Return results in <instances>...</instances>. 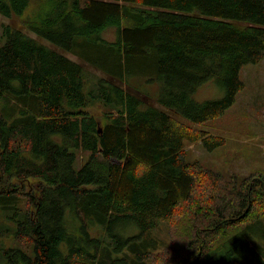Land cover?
<instances>
[{
  "label": "trees",
  "instance_id": "obj_1",
  "mask_svg": "<svg viewBox=\"0 0 264 264\" xmlns=\"http://www.w3.org/2000/svg\"><path fill=\"white\" fill-rule=\"evenodd\" d=\"M0 14L53 45L2 27L0 238L19 245L2 264H264V173L188 161L186 145L226 140L170 115L203 124L235 103L241 69L264 60V0H0ZM85 66L102 74L88 91ZM213 79L223 97L196 101Z\"/></svg>",
  "mask_w": 264,
  "mask_h": 264
},
{
  "label": "rangeland",
  "instance_id": "obj_2",
  "mask_svg": "<svg viewBox=\"0 0 264 264\" xmlns=\"http://www.w3.org/2000/svg\"><path fill=\"white\" fill-rule=\"evenodd\" d=\"M3 26H11L23 30L24 33L40 43L46 46H53L50 42L39 38L36 34L23 29L20 19L17 17L8 18L0 14V36L2 35ZM111 32H106L104 38H113ZM112 33L114 34V32ZM63 54L71 60L81 63L71 53L63 52ZM83 73L86 81V91L90 88H97L98 78L102 74H99L89 66H85ZM240 77L245 84V88L238 94L235 103L220 117L213 118V120L203 124H196L179 114L170 112V115L193 129L205 131L210 135L221 136L226 140V143L215 149V151L206 150L201 141L186 145L185 150L188 161H199L213 171L225 176L231 171L239 178H245L256 171L264 173V60L256 65H245L241 69ZM142 84L144 91L151 92L152 94L159 92L157 84H147L146 82ZM223 94V89L213 79L199 87V90L194 95V99L198 102L205 100L213 101L223 97ZM90 111L97 118L100 117L101 108L98 105L93 106ZM85 154V156L82 155L83 160L78 159L75 162L74 167L76 170L89 158V154ZM138 232L137 228H132L129 229L128 234L133 235ZM128 234L126 233L125 236H128ZM158 236L162 242L169 243L166 226H164L163 231ZM6 246L18 247L19 245L10 238H0V253L1 248ZM27 253L33 256L30 252L27 251ZM0 264H2L1 254Z\"/></svg>",
  "mask_w": 264,
  "mask_h": 264
},
{
  "label": "clouds",
  "instance_id": "obj_3",
  "mask_svg": "<svg viewBox=\"0 0 264 264\" xmlns=\"http://www.w3.org/2000/svg\"><path fill=\"white\" fill-rule=\"evenodd\" d=\"M150 172V164L139 158H135L132 162V166L130 168V173L135 178H142Z\"/></svg>",
  "mask_w": 264,
  "mask_h": 264
}]
</instances>
